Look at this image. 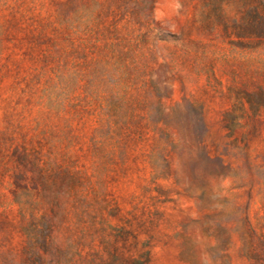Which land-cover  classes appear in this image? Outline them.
<instances>
[{
    "label": "rangeland",
    "instance_id": "1",
    "mask_svg": "<svg viewBox=\"0 0 264 264\" xmlns=\"http://www.w3.org/2000/svg\"><path fill=\"white\" fill-rule=\"evenodd\" d=\"M264 0H0V264H264Z\"/></svg>",
    "mask_w": 264,
    "mask_h": 264
},
{
    "label": "trees",
    "instance_id": "2",
    "mask_svg": "<svg viewBox=\"0 0 264 264\" xmlns=\"http://www.w3.org/2000/svg\"><path fill=\"white\" fill-rule=\"evenodd\" d=\"M249 20L244 25L239 26L240 32L238 35H248V36H262L264 34V14L258 9L249 12Z\"/></svg>",
    "mask_w": 264,
    "mask_h": 264
}]
</instances>
